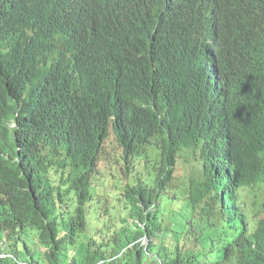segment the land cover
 I'll list each match as a JSON object with an SVG mask.
<instances>
[{
	"label": "trees",
	"instance_id": "obj_1",
	"mask_svg": "<svg viewBox=\"0 0 264 264\" xmlns=\"http://www.w3.org/2000/svg\"><path fill=\"white\" fill-rule=\"evenodd\" d=\"M259 184L264 0H0V264H264Z\"/></svg>",
	"mask_w": 264,
	"mask_h": 264
},
{
	"label": "rangeland",
	"instance_id": "obj_2",
	"mask_svg": "<svg viewBox=\"0 0 264 264\" xmlns=\"http://www.w3.org/2000/svg\"><path fill=\"white\" fill-rule=\"evenodd\" d=\"M192 160L189 155H185L183 158L178 160V171L177 178L175 179V185L180 188L185 185L191 176L192 171ZM244 180H252L253 183L261 182L250 172L247 173ZM244 196L246 197V202L249 206L254 208L257 215L263 211L264 208V184H259L250 188H243Z\"/></svg>",
	"mask_w": 264,
	"mask_h": 264
},
{
	"label": "bare ground",
	"instance_id": "obj_3",
	"mask_svg": "<svg viewBox=\"0 0 264 264\" xmlns=\"http://www.w3.org/2000/svg\"><path fill=\"white\" fill-rule=\"evenodd\" d=\"M213 164V163H212ZM214 165V164H213Z\"/></svg>",
	"mask_w": 264,
	"mask_h": 264
}]
</instances>
